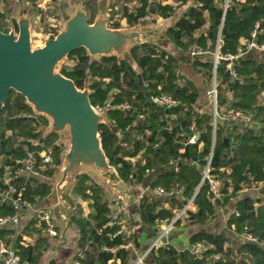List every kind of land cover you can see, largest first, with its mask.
<instances>
[{"label":"trees","instance_id":"trees-1","mask_svg":"<svg viewBox=\"0 0 264 264\" xmlns=\"http://www.w3.org/2000/svg\"><path fill=\"white\" fill-rule=\"evenodd\" d=\"M123 1L120 17L110 28L117 29L122 17L128 26H135L149 13L169 18L174 16L179 4L184 5L183 12L165 31L166 39L180 52L185 53L192 43L212 51L218 38L222 52H234L242 40L252 38L254 31L256 40L264 41V0H227L226 10V0H193L191 5L186 0H179L176 7L155 0L150 3L137 0L128 7L127 2L131 0ZM85 5L88 7V2ZM9 24L0 12V31L9 32ZM13 28L17 30L15 21ZM255 54L256 57L247 54L237 60L234 64L237 78H231L224 68L216 69L218 108H241L249 112L255 122L252 125L219 122L215 132L211 113L208 110L201 114L196 112V85L176 73L179 70L177 57L153 42L142 40L133 43L126 57H119L116 53L92 56L83 47L65 57L70 62L62 64L59 72L71 79L77 89L88 90L92 105L105 101L129 104V109L125 110L107 109L106 119L98 131L107 164L115 169L119 179L126 183H142L150 172L158 169L151 176L150 187L159 185L169 189L175 183L182 187V197L171 198L168 208L143 196L138 205L142 224L152 226L155 231L153 225L158 219L174 216V209L181 208L183 201L191 197L194 208L187 210L185 217L176 220L175 224L181 221L206 224L215 217V209L207 197V185L201 183L202 168L212 151L211 173L224 183L221 204L230 203L233 196V209L237 211L230 212L227 227L231 229L233 226L234 233L239 234L246 226L247 232L264 240V199L260 194L236 197L226 189L228 178L237 189L247 172L253 180H264V54ZM192 65L207 84L211 82L213 74L209 53L194 58ZM146 93L149 96L168 93L180 99L181 104L164 110L152 105ZM33 115L35 120L29 118ZM191 123L199 131L195 144H187ZM48 126L49 120L44 114L35 112L21 94L10 92L0 112V189L5 187L3 177L8 168L7 171L14 175L13 183L25 184V196L32 205H37L49 194L51 187L47 180L18 173L27 152L37 153L45 146L52 147L51 162L43 170L48 177L61 164L62 147L54 144L59 135ZM28 140L32 141L29 146L23 143ZM200 153L202 157L193 161ZM170 160H177V170L168 166ZM221 168L224 171H220ZM72 192L87 201L93 212L84 216L82 207L77 205L72 220L78 225V242L83 247L69 264L74 261L79 264H110L114 260L118 261L117 264H129L131 250L121 245L132 240V236L118 232L121 229L118 223L107 225L111 219V208L104 198L103 187L87 173L79 172L74 178ZM260 193L264 195V188ZM0 211L11 212L12 209L0 204ZM33 223L34 220L29 221L22 233L35 231ZM7 232L0 229V235ZM20 238L21 235L16 237V247L22 258L38 262L46 250V238L39 236L33 244L26 246L19 244ZM188 241L190 245L203 242L208 248L201 252V263L189 249H185V264H264V249L252 242L234 245L224 235L207 231L191 234ZM149 255L155 264H180V252L169 243L153 249Z\"/></svg>","mask_w":264,"mask_h":264},{"label":"water","instance_id":"water-1","mask_svg":"<svg viewBox=\"0 0 264 264\" xmlns=\"http://www.w3.org/2000/svg\"><path fill=\"white\" fill-rule=\"evenodd\" d=\"M148 35L150 31L111 29L101 19L90 24L86 13L78 10L66 21L63 30L47 38L41 47L33 48L29 20L19 19L17 30L0 31V112L11 91L21 94L36 112L51 119L52 131L58 133L69 128L70 149L63 178L68 173L74 179L81 172L78 166L83 165L102 169L109 180L119 181L109 171L102 151L98 133L102 119L91 108L89 91L77 89L71 79L55 68L69 53L81 47L92 56L107 55L123 50L135 38L145 39ZM218 67L225 69L226 64L220 63ZM146 96L149 98L147 93ZM23 143L31 145L29 140ZM201 157L200 153L193 160ZM196 261L201 263L199 258ZM180 264H185L183 252H180Z\"/></svg>","mask_w":264,"mask_h":264},{"label":"built area","instance_id":"built-area-1","mask_svg":"<svg viewBox=\"0 0 264 264\" xmlns=\"http://www.w3.org/2000/svg\"><path fill=\"white\" fill-rule=\"evenodd\" d=\"M17 1V0H15ZM56 3H61L65 0H53ZM137 0H131L130 3H127L128 7L133 6ZM154 0H147L148 3ZM160 3L170 4L173 7L177 5L179 0H155ZM227 8V0L224 6V10ZM160 17V16H159ZM257 26V25H256ZM50 29L49 36L58 33V29L56 24H52ZM55 36V35H54ZM256 31L252 33L251 39L242 40L241 43L237 46L234 52H222L220 50V38L217 39L216 46L214 50L207 51L203 50L201 46L196 43H192L188 46L186 54L190 57V59H194L198 56H202L204 54L209 53L211 55L212 60V80L210 86L206 89V99H207V107L197 106L196 112L199 114L203 113L204 111L208 110L212 115V128L213 132H215L217 123H238L241 125H252L255 121L253 116L241 109L232 106H226L222 109L218 108L217 103V94H218V81L216 79V69L220 63L226 64V72L228 71V75L231 78H237L236 72L234 70V64L237 62L238 59L241 57L255 52L258 54H264V41H257L256 40ZM159 48H157V51ZM179 74V70L176 72ZM149 101L152 105L167 110L169 108H174L181 104L180 99L168 94V93H157L149 96ZM91 108L94 110L95 113L101 116L105 115L107 109L110 108H117L121 110L129 109L128 103H118L112 104L110 101H105L104 103H97L91 104ZM36 112V111H35ZM38 113V112H37ZM36 118L34 115L29 116ZM111 122H114L111 120ZM199 138V131L195 128L194 123L190 125V134L187 138V144H195ZM32 143V141H31ZM35 143V142H33ZM54 144L61 145L60 138H57L54 141ZM126 144L124 143V146ZM51 153L52 147L45 146L37 153L34 152H27L25 158L22 161V168L18 172L19 174H23L26 176H32L38 180H49V177L43 172L45 168H47L48 164L51 162ZM212 157V151L207 156V162L202 168V179L201 183L207 185V197L210 204L213 208L216 209L218 206L221 205V200L224 196L223 187L224 183L220 177L211 173L213 172V168L211 167L210 161ZM178 158L177 160H179ZM177 160H170L168 161V166L177 170L178 164ZM195 161V160H193ZM197 161V160H196ZM6 168L5 176L3 177L5 187L0 189V204L8 205L12 211L11 212H1L0 211V229L6 227H14L18 225L20 222L22 212L24 209L32 207V203L26 198L25 191L26 186L25 184L17 185L12 182V178L14 175L7 171ZM220 171H224V168H221ZM226 172H229L228 169H225ZM16 176V175H15ZM205 179V181H203ZM226 189L227 192L230 194H235L236 197L251 194L255 195L257 193L261 195L264 199V195L260 193V190L264 188V180L256 181L253 180L252 176L247 172L246 177L239 182V186L237 189L234 188L233 181L228 178L227 179ZM153 192L157 196H167V197H182V187L178 184H174L169 189H165L161 186H155L152 188ZM231 200H234V197H230ZM186 203L182 205L181 208L174 211V216L172 217H164L158 219L154 223L155 228V236L152 240L151 244L147 249H145L140 255H138L135 261L132 264H148L146 262V257L149 256L153 249H157L160 246H163L167 242V236L170 231L175 227L176 220L182 219L185 217L187 210L193 208V197L185 200ZM109 207L113 208L111 212V219L107 222V225H112L114 223H118L121 225V229L118 232H126L130 235V232L124 228L123 226V219L122 214L124 212V205L121 202V198L118 196L112 204H109ZM37 211V218L41 230L44 234L55 237L58 235V229L56 227L55 221L53 219L52 210L48 207H42L36 210ZM234 212L237 213L235 209ZM233 229V226L231 227ZM242 242H252L260 246L264 249V240H260L257 236L249 233L246 231V226H243L242 231L237 234ZM19 244L26 246L24 240L21 238L19 240ZM125 249L132 250L133 243L132 240H128L126 243L121 245ZM208 248L207 244L203 242H196L191 244L189 251L196 257L201 258V252ZM112 251H115L116 248H111ZM113 263V262H110ZM0 264H41L39 262H30L22 258L21 254L18 252L16 247V236L14 234H5L0 235ZM73 264H79L78 261H74Z\"/></svg>","mask_w":264,"mask_h":264},{"label":"crops","instance_id":"crops-1","mask_svg":"<svg viewBox=\"0 0 264 264\" xmlns=\"http://www.w3.org/2000/svg\"><path fill=\"white\" fill-rule=\"evenodd\" d=\"M14 1L15 0H3L0 3V12L3 14L5 20L8 23H10L8 25L10 27L9 31L14 30L13 21H15L16 23L18 22V19L16 20V14L17 13L19 14V12L18 9L15 8V3H13ZM17 1H19L18 2L19 4L22 3V5H25L24 9L27 14L29 13L33 14L34 12L33 9L37 8L39 12L38 13L39 15H37V19L39 20L40 23L43 22L42 19L45 18V17L42 18L41 14L45 12L44 10L46 9V7H48L47 5L51 6L56 3L53 0H34V1L17 0ZM87 2L89 5H88V10L85 13L88 18V22L91 21L90 24H93L99 19L100 15L102 14L104 18L109 19L108 24L110 25L108 26H111L113 22L119 19L121 14L120 7L121 5L124 4L123 0H85L84 4H86ZM130 2L131 1H128L127 3ZM179 2L180 1L177 2V5ZM189 4L191 5L193 4V2ZM184 9L185 6L183 5L181 7V12H183ZM180 13H178V11L176 10L174 16L169 18H162L159 17L157 14L152 13L155 22L157 24L151 28L152 30H149L150 35H148V37L143 40L151 41L159 46L161 45L163 46L162 48H164L165 50L169 51L170 53H172L177 57L179 61V74L191 80L196 85V88L198 90L197 105L202 107H207V99L205 94L207 89V83L205 82L201 73L198 72L195 69V67L192 65L193 59H190V57L186 54V52L185 53L180 52L176 48H174L172 44L165 37L166 28L174 23V21L176 20V18L179 16ZM28 20H29V29H30L31 20L29 18ZM119 22L120 25L118 28L126 29L128 27H134V26H128L126 19L123 17L120 19ZM47 31H48L47 33L48 37H44L45 40L50 37L49 36L50 29H48ZM35 34L40 35L41 32L39 31ZM32 36L33 33L30 29L31 42H32ZM249 56L256 57L257 55L255 53H249ZM47 118L49 120V117ZM102 118L106 119L105 115H103ZM50 123L51 121L49 120V124ZM49 128L50 127L48 126V129ZM61 137L62 136L59 137L60 140ZM131 160L133 161L134 158H131ZM60 166L61 165L57 166L55 172L59 170ZM156 170L154 169L152 172H150L144 182L139 183V186L142 188L140 193L138 192L140 187L138 186L137 189L136 184L138 183L136 181L132 182L133 186L132 184H128L120 179L119 181H116V184L113 185V189L115 188V191H119L118 187L120 186L122 187L123 192L120 193L118 192L117 195L113 198L110 195L111 192L106 191L104 186H102L104 189V198L108 201L109 204H112L113 201L119 196L121 198V202L124 205V212L122 214L123 226L125 229H127L130 232L133 243L129 264H132L135 261L136 257L149 247L155 236V231L153 227L144 225L140 221L138 205L142 197L146 196L152 200H157L161 203V206L165 208H168L170 206V199L173 198L167 196H157L154 194L152 190L153 187L149 186L151 176L155 173ZM51 178L52 177L50 176L48 183L51 181ZM72 180L73 182L70 187L71 194L73 193L72 188L74 184V179ZM120 183H124L123 185L125 187L121 186ZM62 184L64 185V183ZM131 186L134 188H132ZM255 195H257V193ZM72 198L74 204L72 205L70 204L72 206L71 209H69L68 204H65L61 207L62 204L59 195L56 193L53 196V194L50 192L43 199H41L37 205H33L32 207L23 210L18 225L14 227L3 228L8 231L5 234H14L16 237L21 235V238L24 240V243L26 245L33 244L34 241L39 236H43L47 240V247L43 255L38 260V262L41 264H69L72 257L80 249V244L78 242L79 228L78 225L72 220L73 215L76 212L77 205H80L82 207L84 216L91 214L93 212V210L88 206L87 201L82 200L75 194L72 196ZM233 202L234 201L232 200L230 203L224 205L221 204L220 206H218L215 212V217L212 220L208 221L206 224H186L183 221H181L179 224H176L175 227L170 231V233L167 236L166 242L171 244L177 251L183 252L185 249H189L191 246L188 241L189 236L191 234L197 231H207L216 234H222L225 237H227L232 242V244L234 245L239 244L240 242H242L241 238L234 233L232 228L230 229L227 227V220L229 214L233 210V204H232ZM42 207H48L52 210L53 219L58 229V235L55 237H50L44 234L41 230V227L38 222L36 210ZM113 208L114 207L111 208V212L113 211ZM175 210L176 209H174V211ZM31 220H34L33 224L36 230L32 231L31 233H22V229ZM146 262L148 264H155L150 255L146 257ZM117 263L118 261L114 260V262L110 264H117Z\"/></svg>","mask_w":264,"mask_h":264},{"label":"rangeland","instance_id":"rangeland-1","mask_svg":"<svg viewBox=\"0 0 264 264\" xmlns=\"http://www.w3.org/2000/svg\"><path fill=\"white\" fill-rule=\"evenodd\" d=\"M19 1L17 2H13L15 3V8L18 9V12L19 14L17 13L16 14V20L20 19V18H29L31 20V31L33 33V36H32V47L33 48H37L38 47H41V45L44 44L45 42V39L44 37H48V29H52L51 28V25L52 24H56L57 26V29L59 31L63 30L64 29V26L66 24V21L71 18L78 10H81V11H84L86 12L88 10V7L84 4L85 0H65L61 3H55L51 6L47 5L48 7H46V9L44 10L45 12L41 14V17H45L42 19L43 22H39V20L37 19V15H39L38 13V9L37 8H34L33 9V14H27L26 11H25V5H22L18 3ZM187 4L188 3H192L193 0H186ZM179 4V3H178ZM14 5V4H13ZM22 5V6H21ZM181 7L182 5L179 4L178 8L180 9H177L178 13L181 12ZM99 19L103 20L104 23L107 25V27L110 28V24L109 23V19L107 18H104L102 16V14L100 15ZM157 23L155 22V19L152 15V13H149L148 15H146L144 18L140 19L138 21V23L134 26V27H128L126 29H122V28H117V30H120V31H124V32H129V31H132V30H139V31H143V32H146V31H149V30H152L151 28L154 27ZM113 29V28H111ZM41 32L40 35H37L35 33L37 32ZM148 36H146L147 38ZM143 39L141 37H138V38H135L129 42H127L125 48L119 52H116V54L119 56V57H126L128 56V50H129V47L133 44V43H136V42H139V41H142ZM159 46V45H158ZM160 47L162 48L163 46L160 45ZM98 57V56H97ZM70 60L67 59V58H63L56 66L55 68V71L56 72H59L60 70V67L62 64H65V63H69ZM211 82L207 84V88L210 86ZM49 120L51 121V119L49 118ZM51 124V123H50ZM49 124V126H50ZM43 134H45V129L43 130ZM58 138L60 136L61 137V149H62V152H61V166L59 168V170H57V172H54L52 175H51V181L49 182V185L51 187V190L50 192L53 194V196L57 193L60 197V201H61V207L65 204H68V207L69 209H71V205L74 204L73 202V198L72 196L73 195L70 193V187H71V184L73 182V178L72 176H70V174L67 173L66 177L63 178V169L66 165V154L69 152V149H70V143H69V128L68 127H65L62 131L58 132ZM78 170H81V171H85L89 174V176L97 181L98 183H100L101 186H104L105 190L106 191H109L111 192L110 195L111 197H115L117 195V193L119 192H123V189L122 187H118V190L119 191H115V188L113 189V185L116 184V181L115 180H109L108 176L105 175V172L102 170V169H97V168H94V167H90V166H83V165H80L78 166L77 168ZM109 171L110 172H114L116 175H117V172L115 171L114 168L112 167H109ZM64 183V185L62 184ZM124 183H120L121 186L125 187L123 185ZM128 184H132L133 186V183H128ZM131 186V187H132ZM138 186H139V183L136 184V187L138 189ZM140 187V186H139ZM134 188V187H132ZM131 189V188H129ZM133 190H136V189H133ZM142 190V188L140 187V189L138 190V192L140 193ZM49 192V193H50ZM138 193V194H139ZM71 204V205H70ZM206 264H210V262H206Z\"/></svg>","mask_w":264,"mask_h":264}]
</instances>
